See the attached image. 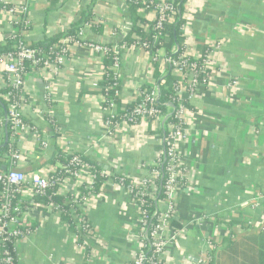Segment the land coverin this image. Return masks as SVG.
Returning <instances> with one entry per match:
<instances>
[{
    "label": "crops",
    "instance_id": "obj_1",
    "mask_svg": "<svg viewBox=\"0 0 264 264\" xmlns=\"http://www.w3.org/2000/svg\"><path fill=\"white\" fill-rule=\"evenodd\" d=\"M91 3L0 0V39L16 35L1 15L3 6L26 9L30 31L24 41L30 45L68 30ZM128 9V0H97L93 13L102 29H89L85 36L102 45L117 44L130 31ZM140 16L153 21L156 13L146 8ZM184 19L182 33L192 53L201 55L204 47H211L213 78L188 100L185 135L177 144L188 182L174 195L176 221L183 228L166 253V264H200L209 244L225 247L231 233L244 236L264 223V0H188ZM72 52L59 74L26 75L20 113L28 129L18 134L16 147L24 156L21 169L28 180L34 173L50 174L47 161L58 149L82 153L104 167L110 176L101 194L89 195L80 206L95 235L85 238V249L59 212L32 209L24 216L31 233L16 243V252L21 264H130L140 249V213L130 191L111 176L144 180L147 167L160 156L163 137L147 120L123 123L109 136L102 107V59L85 47ZM151 60L140 48L122 54V104L134 102L142 86H155L158 69ZM159 71L167 73L164 66ZM5 83L0 69V89ZM5 139V127H0V145ZM70 185L61 187L62 195ZM28 189L27 184L25 199ZM231 222L236 223L232 228Z\"/></svg>",
    "mask_w": 264,
    "mask_h": 264
},
{
    "label": "trees",
    "instance_id": "obj_2",
    "mask_svg": "<svg viewBox=\"0 0 264 264\" xmlns=\"http://www.w3.org/2000/svg\"><path fill=\"white\" fill-rule=\"evenodd\" d=\"M187 1L188 0H175L172 20L165 23L163 29L157 30L155 28L157 18H155L153 21H148L140 16V11L149 7L151 0H128L130 31L127 34H121L119 42L115 44L118 46L120 53L123 47L127 49L140 48L146 51L152 58L151 61L153 69H158L155 86L145 85L139 89L141 93L147 94L151 93L153 88L157 90L155 104L160 110L161 116L163 117L161 129L159 131L163 137L161 153L156 162L151 164L148 168L150 174L152 171H156L157 177L149 181H138L120 174H113L111 176L114 182L120 184L126 189L131 190L132 201L139 209L140 215L143 216L145 214L147 216L146 230L148 231V235L147 237L145 236V240L143 242L145 245V251L149 256L153 255L150 234L158 223L159 212L162 204L167 200L166 186L169 179L168 167L170 163V145L168 143V137L171 134L170 128L171 125H177L179 123L178 119L176 118V111L180 108L179 95L175 91V88L177 86H182L186 88V92L190 91V87L186 78H183L179 75H173L172 66L167 63L163 65L159 59L153 58L152 55H155L157 51H160L163 58H170L174 60L180 59V56L185 50V37L182 33V29L185 25L184 14ZM96 2L97 0H92V3L82 11L78 20H76L68 30L51 38H44L38 43L30 44L28 45L29 48L40 50L43 53H46L50 60H53L57 54L56 52H53V47L55 45H60V41L63 39L70 38L72 42L71 45H74L75 43H78L81 46H85L90 43L96 44L95 41L88 39L82 32L87 27L94 32H101L100 30L102 29V24L95 21V16L93 13V8ZM22 17L24 21L18 25L19 31L17 35L0 41V58L8 54L14 55L18 51L20 43L23 42L25 33L30 31V26L26 22L27 18L25 14H23ZM113 46L114 45H104V47L109 49V52H107L103 57L104 73L100 84L102 87L101 94L105 98V102L102 103L103 109L109 110L111 105H115L117 114L116 116L112 117L105 113V122L107 120L114 122L123 120L125 116L131 113L143 99V97L140 95L137 96L136 100L129 105H124L121 103L118 96V92L121 88V82L118 73L112 69L115 64V59L117 58V55L113 50ZM210 51L211 47H204L201 50V53L205 58L207 54L210 53ZM98 56H100V54H98ZM118 57L119 59H122L121 54L118 55ZM198 65L199 68L201 67L200 73L197 75L200 85L199 88L200 90H205L207 86L201 84L203 82H208V84L211 83L213 71L210 69L205 70L202 61H199ZM162 66L166 68V75L159 74V70ZM37 69L38 67L34 66L31 62H25L23 77ZM202 70L205 72L202 73ZM5 79L7 80L6 75ZM12 94H15V91L8 85L0 89V107L4 111V116H6L8 113V102L5 100L4 96H12ZM15 96L17 101H20L21 93H17ZM183 106L187 110H191L189 101H184ZM147 121L150 123L155 122L151 118L147 119ZM4 127L8 138V143L5 147H3L4 143L0 145V170H3V167H6V170H3V172L7 173L11 168V140L12 138H15L17 141L18 137L15 135L13 125L9 120L4 119ZM113 130L115 134L116 129L113 128ZM53 132L56 137H59V133L55 127H53ZM75 157H79L82 163L88 165L94 175L93 184L91 186L85 184L78 187L77 191L79 192V196L76 201H74L71 197V201L68 202L70 195L64 196L58 193L59 185L65 180L71 179L70 175L73 171L66 172L65 169L57 167L50 174V178L55 181V184L49 191L45 192L44 194H38L34 196L29 202L22 200L21 194L19 195L14 193L12 195L14 198L13 206H19L23 215L27 213L26 207L29 205V203L33 204L34 209L59 212L61 215V220L67 224L71 231L76 235L77 243L82 247H85V249H88L87 244L85 243V238L87 236L91 237L95 235V230L93 229L86 215L80 209V205L83 204L85 198H87L89 195L101 194L103 184L109 177L105 173L104 167L102 165L92 161L82 153H69L67 151L58 149L47 161V164L51 166H57L61 163L62 165H67ZM177 181H180L182 184L186 185V181L181 180V178H178ZM138 183H142L143 185L145 184L147 186L154 184L157 189L155 198L153 199L149 197V195L146 194L142 188L137 187ZM4 188L5 184L0 181V218L3 217V214L1 213V206L3 203L1 193ZM75 217L78 219V221H76L77 219ZM235 224L236 223L234 222L229 223L230 228H232ZM171 226L177 231L183 228L181 220H173ZM242 226L245 227L244 223ZM17 242L18 239H11L5 243L4 246H0V253L9 251L14 264H21V260L19 259L16 252ZM226 243L227 244L225 247L218 246L217 249L212 252V260L210 264H264V223L259 230H251L244 236L233 237V234L231 233L229 239L226 240ZM133 263L134 261L132 260L130 264Z\"/></svg>",
    "mask_w": 264,
    "mask_h": 264
},
{
    "label": "built area",
    "instance_id": "obj_3",
    "mask_svg": "<svg viewBox=\"0 0 264 264\" xmlns=\"http://www.w3.org/2000/svg\"><path fill=\"white\" fill-rule=\"evenodd\" d=\"M174 2L175 0H151L150 6L147 8H153L156 13L155 18H157V22L155 28L157 30L163 29L164 24L172 20V15L174 14ZM25 11L26 9L24 7H21V5L3 6L1 9V15L3 19L14 26V28L16 29V35L19 31L18 25L24 21L22 16ZM26 22L29 25L28 20H26ZM87 30H89L88 27L82 31L84 35H86ZM183 30L184 29H182V32ZM3 40L4 39H0V41ZM71 43V39L66 38L60 41V45H55L53 47V52H56L57 54L55 56V59L53 60H50L47 54L43 53L40 50L30 49L24 40L20 43L18 51L14 55L8 54L0 58V69L7 77L5 87L8 85L15 91V94H12V96H4L5 100L8 102V113L6 116H0L1 128L4 127V119H7L12 123L15 135L17 137L21 131H25L26 129H28L27 124L24 123L22 115L20 113V109L23 104L22 102L25 96L24 80L26 76H24L25 78L23 77L25 62L29 61L34 66L38 67V69L34 70L33 72L50 71L51 74L55 75L59 74L64 65H66L68 60L71 58L73 54L72 50L75 47L89 48L97 55L100 54L102 62L105 54L109 52V49L104 47V45L100 43H90L85 46H81L78 43L71 45ZM113 50L115 51L117 58L115 59V64L112 69L116 73H118V75H120L122 59H119L118 55H122L127 50V48L123 47L120 53L118 50V46L114 45ZM210 54L211 51L205 58L202 54H193L190 44L185 40V50L183 51L179 60L163 58L160 51H157L155 55H152L153 58L159 59L163 65L167 63L172 66L173 73L175 75L186 78L190 87V91L186 92V88L182 86H177L175 88V91L179 95L180 108L176 111V118L178 119L179 123L177 125H171V134L168 137V143L170 145V163L168 167L169 179L166 186L167 200L163 203V205H165V208L160 209L158 223L150 234L152 240L151 247L153 249V255L149 256L145 251V245L143 241L145 240V236L147 237L148 235V231L146 230L147 216L145 214L143 216L140 215V224L142 228L140 236V249L133 259V264H166V253L176 237L182 232V230L177 231L173 229L171 223L173 220L177 219L174 204V195L180 187L184 186V184H182L180 181H177V179L181 178V180H185V184L188 182L187 173L181 165V159L177 148L178 142H180V140L183 139L185 135V115L188 110L183 106V102L188 101L189 98L200 91V85L197 75L198 73H200L201 67L199 68L198 62H203L205 70H212ZM202 71V73L205 72L204 70ZM201 85L208 87L210 84H208V82H203ZM17 93H21L20 101H17L16 99L15 95ZM185 94L188 96L187 99H184ZM140 95L143 97L142 101L131 113L126 115L123 120L119 122L107 120L105 122V126L107 129L106 133L109 136L114 135L113 128L117 131L119 126L123 123L138 124L139 122L145 121L149 118L155 121L154 123L157 130L161 129V121L163 120V117L161 116L160 110L156 107L155 104V100L157 98V90L153 88V91L149 94L141 93L140 91H138L136 98ZM103 102H105V98H103ZM103 110L106 114L112 117L116 116L117 114L115 105H111V108L109 110ZM16 143L17 141L15 140V138H12V147L10 149V170L7 173H4L3 170H0V181L5 184V188L1 193V197L3 200L1 213L3 214V217L0 218V246H4L5 243L10 241L11 239H18L19 241L20 239L26 238L31 233V225L28 224L24 219V216L26 214L23 215L19 206H13L14 198L12 195L14 193H17L19 195L21 194V199L29 202L34 196L38 194H44L45 192L49 191L55 184V181L50 178L51 172L55 170L53 166H51V172L49 175L42 176L34 173L30 180L27 179V175L21 169L24 163V156L17 149ZM149 166L147 167L148 175L142 181H149L157 177L156 171H152L151 174L149 173ZM61 168L65 169L66 172H73L70 175L71 179L65 180L59 185L58 193H63L61 191V187L64 184L67 186L69 185V183H71L69 193L67 194L70 195L68 202L71 201V197L74 201H76L79 196V192L77 191L78 187L85 184L89 186L93 184V172L88 165L82 163L79 157L73 158L67 165H61ZM107 176L109 177L110 175L107 174ZM27 184L29 185V197L25 199L23 195L27 193ZM137 187L142 188L143 191L149 195V197L153 199L155 198L157 189L154 184L147 186L145 184L143 185L142 183H138ZM129 191L131 193V190ZM87 199L88 198H85L83 204L87 201ZM83 204H81L80 206H82ZM32 209H34L33 204L29 203V205L26 207L27 212L31 211ZM217 247L218 246L215 243L209 244L208 250L203 252L199 256V263L210 264L212 260L211 254L215 249H217ZM0 264H14L9 251L0 253Z\"/></svg>",
    "mask_w": 264,
    "mask_h": 264
},
{
    "label": "water",
    "instance_id": "obj_4",
    "mask_svg": "<svg viewBox=\"0 0 264 264\" xmlns=\"http://www.w3.org/2000/svg\"><path fill=\"white\" fill-rule=\"evenodd\" d=\"M6 127H7V125H6ZM7 143H8V138H7V135H6V139H5V142L3 144V147H5L7 145ZM3 170H6V167H3Z\"/></svg>",
    "mask_w": 264,
    "mask_h": 264
}]
</instances>
